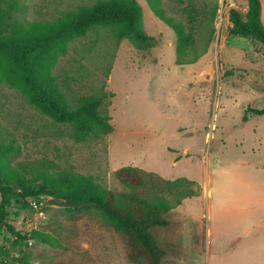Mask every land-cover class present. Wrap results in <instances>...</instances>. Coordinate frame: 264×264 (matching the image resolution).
Instances as JSON below:
<instances>
[{"label":"rangeland","instance_id":"rangeland-1","mask_svg":"<svg viewBox=\"0 0 264 264\" xmlns=\"http://www.w3.org/2000/svg\"><path fill=\"white\" fill-rule=\"evenodd\" d=\"M97 1L20 0L16 17L53 21ZM136 1L154 48L139 50L101 30L72 42L53 71L72 105L84 96L111 94L112 134L77 143L68 127L43 116L6 84L0 87V131L20 146L13 165L25 163L30 170L49 161L118 190L114 174L126 166L191 181L181 186L196 195L168 214L167 227L151 229L168 250L163 264H235V254L219 261L214 250H229V235L238 233L240 221L215 220L213 213L207 218L203 199L211 171L227 189L258 178L256 166H264V113H247L243 120L248 109L264 110V46L231 34V11L245 17L248 0H160L166 15L194 32L191 57L199 58L191 65L176 64L175 33L147 0ZM73 213L66 202L49 197L14 200L7 220L23 238L0 234V264H21L24 256L32 264H146L131 262L127 239L98 216Z\"/></svg>","mask_w":264,"mask_h":264},{"label":"trees","instance_id":"trees-1","mask_svg":"<svg viewBox=\"0 0 264 264\" xmlns=\"http://www.w3.org/2000/svg\"><path fill=\"white\" fill-rule=\"evenodd\" d=\"M147 1L155 16L175 33L176 64L196 63L199 56L191 57L193 30L187 31L182 23L166 15L160 0ZM21 9L20 0H0V87L6 84L18 90L43 116L68 127L77 143L112 134L114 127L107 100L111 94L84 96L72 105L62 93L53 71L72 42L101 30L109 31L115 41H131L139 50L154 48L156 40L144 30L140 4L136 0H98L57 20L30 22L16 17ZM194 19L192 16V24ZM231 21L233 36L264 46L261 0H248L245 17L232 10ZM247 113L262 115L264 110L248 109L244 121ZM19 152L15 137L0 131V234L8 231L23 238L7 220L14 200L49 197L66 202L70 212L77 216L81 213L98 216L103 224L123 235L130 248L131 262L163 264L168 250L160 245L151 229L167 227L168 214L185 198L196 195L195 190L181 186L193 184L191 181H169L126 166L114 174L121 189H111L91 175L59 168L49 161H42L32 170L25 163L13 165L12 160ZM151 186L157 191L150 190ZM174 189L176 192L172 194ZM36 235L46 243L52 242L49 236ZM21 264L32 263L24 256Z\"/></svg>","mask_w":264,"mask_h":264},{"label":"crops","instance_id":"crops-1","mask_svg":"<svg viewBox=\"0 0 264 264\" xmlns=\"http://www.w3.org/2000/svg\"><path fill=\"white\" fill-rule=\"evenodd\" d=\"M256 169L260 172L258 178L248 177L246 183L230 184L227 189L214 180V171H211L206 190L208 197L203 199L207 218L213 213L215 220L229 222L236 218L240 221L238 233L229 235L233 241L229 250L213 249L219 261L235 254V264H264V166H256ZM227 212L235 217L226 216Z\"/></svg>","mask_w":264,"mask_h":264}]
</instances>
